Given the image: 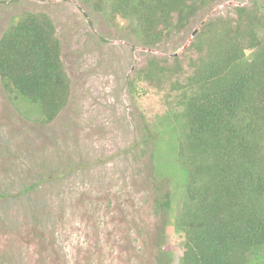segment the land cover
<instances>
[{
  "label": "rangeland",
  "instance_id": "374dc122",
  "mask_svg": "<svg viewBox=\"0 0 264 264\" xmlns=\"http://www.w3.org/2000/svg\"><path fill=\"white\" fill-rule=\"evenodd\" d=\"M250 2L216 0L145 49L127 22L112 23L84 0H0V37L24 12L51 18L70 81L69 102L49 125L40 123L37 105L0 85V264H156L160 252L178 264L181 239L167 215L154 213L144 182L148 158L130 152L139 127H152L164 142L162 118L175 93L130 81L147 57H180L210 18L233 16V7ZM161 179L163 192L180 189Z\"/></svg>",
  "mask_w": 264,
  "mask_h": 264
},
{
  "label": "trees",
  "instance_id": "16d2710c",
  "mask_svg": "<svg viewBox=\"0 0 264 264\" xmlns=\"http://www.w3.org/2000/svg\"><path fill=\"white\" fill-rule=\"evenodd\" d=\"M84 1L106 12L112 23L127 22L128 32L150 49L216 0H102V8L98 0ZM232 12L204 23L180 57H147L130 81L133 88L144 82L175 93L174 107L162 118L164 142L162 133L139 127L130 152L148 158L144 182L154 213L167 215L164 223L181 239L178 264L264 261V4L251 0ZM0 85L37 105L43 125L68 104L70 81L47 14L24 12L2 33ZM166 177L180 189L163 192L158 179ZM171 261L163 252L155 259Z\"/></svg>",
  "mask_w": 264,
  "mask_h": 264
}]
</instances>
